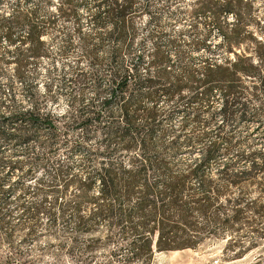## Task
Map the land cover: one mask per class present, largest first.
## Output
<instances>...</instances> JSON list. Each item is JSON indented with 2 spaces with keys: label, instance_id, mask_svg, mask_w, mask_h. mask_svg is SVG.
<instances>
[{
  "label": "trees",
  "instance_id": "1",
  "mask_svg": "<svg viewBox=\"0 0 264 264\" xmlns=\"http://www.w3.org/2000/svg\"><path fill=\"white\" fill-rule=\"evenodd\" d=\"M137 1L98 0L91 18L94 35L81 27L75 0H56V13L49 11L40 22L0 13V25L11 41L14 26L27 24L29 29L14 50L16 78L23 79L30 60L52 54L45 37L59 18L77 23L73 33H65L59 55L78 44L89 65L72 68L70 85L79 93L63 128L53 112L41 111L37 103L24 112L0 110V144H28L47 125L49 138L40 144L44 154L66 153L57 159L53 180L65 189L59 191L65 196L61 213L71 208L79 231L105 230V242L114 250L128 248L127 260L151 261L156 252L197 250L228 235L226 260H241L264 238V141L245 148L232 132L234 124L249 118L259 121L257 128L264 124V39L254 29L221 21L232 14L233 0H197V11L212 14L225 56L198 52L185 62L184 50L172 53L161 38L148 48L146 37H139L137 17L155 19V14L136 9ZM238 2L254 7L251 0ZM243 32L252 45L236 52L233 47L243 45ZM178 39L171 37L169 45L176 47ZM193 47L199 51L210 44L198 40ZM89 84L93 96L85 97ZM39 87L35 80L29 89ZM177 115L184 116L178 128L172 125ZM194 123L205 128L201 134L194 132ZM12 124L13 130L6 128ZM74 154L85 160L82 174L66 164ZM42 155L24 167L21 157L7 158L0 149V167L8 168L0 177V192L15 174L17 186L44 183ZM69 188L74 191L66 197ZM7 196L0 194V202ZM43 210L42 203L26 207L33 215ZM47 214L55 220L51 210ZM250 264H264L263 256Z\"/></svg>",
  "mask_w": 264,
  "mask_h": 264
},
{
  "label": "rangeland",
  "instance_id": "2",
  "mask_svg": "<svg viewBox=\"0 0 264 264\" xmlns=\"http://www.w3.org/2000/svg\"><path fill=\"white\" fill-rule=\"evenodd\" d=\"M97 1L75 0L80 12L81 27L93 35L97 29L91 18L98 8ZM196 1L138 0L135 4L136 9L155 14V19H150V15L137 17L139 37H146L148 48L153 46L157 38H161L162 45L172 53L177 49L184 50L185 62H192V55L198 52L218 59L224 57L225 47L218 45L221 37L212 14L209 11L206 13L197 11L199 5ZM251 1L254 7L233 0L232 14L226 19L221 18V21L254 29L258 36L264 39V0ZM55 4H57L56 0L53 4L47 3V0H0V13L23 14L35 22H40L47 18L49 11L56 13ZM53 26L55 27H52L49 35L45 37L50 43L52 54L37 62L30 60L24 68V76L21 80L16 78L14 50L21 43L20 40L27 36L28 25L14 26L12 41L7 36L5 26L0 25V110L24 112L37 103L41 111L53 112L55 117L59 118L58 126L63 128V124L67 121L64 116L71 114L74 109L73 98L79 93L77 87L70 85L72 68L79 65L83 69H88L89 65L81 58L82 51L78 44H75L65 56L59 55V49L65 43V33L68 31L73 33L77 23L59 18ZM171 37L179 38L176 47L169 45L168 40ZM241 38L243 45L239 47L235 44L233 47L236 52H240L247 45H252L253 40L248 33L243 32ZM198 40H206L210 47H202L197 51L193 43ZM94 42H97V39ZM108 45L107 42L106 46ZM99 54H105V49L99 48ZM231 55L233 56L234 53ZM64 75L66 79L63 83ZM35 80L39 82L40 87L31 91L29 87ZM91 96L93 89L89 84L85 89V97ZM255 102L257 104L259 100ZM205 116L207 117L206 113ZM183 121L184 116L177 115L172 125L178 128ZM260 121H264V116ZM258 123L259 121L249 118L239 125H233V135L243 141L245 148H248L252 142L254 145H260L261 141H264V124L257 128ZM195 125L192 124L194 132L201 134L205 128ZM14 127L15 125L12 124L6 128L13 130ZM48 130L47 125H41L36 139L28 144L16 142L0 144L1 153L13 160L21 157L24 167L29 166L30 162L42 152L44 164L39 170H44L46 173L40 172V176L47 178L42 184L32 181L17 186L15 180L18 176L15 174L1 190V195L5 192L8 196L0 202V208L4 210L0 216V264H21L20 262L24 264H250L260 256H263L264 263V238H258L256 247L250 249L246 257L241 260H226L224 248L230 238L228 235L227 239L209 241L197 250L156 252L151 261H146L127 260L128 248L114 250L112 245L109 246L105 242L106 232L103 229L96 234L77 230L73 210L66 208L61 213V202L65 201V196L64 199L60 197L59 191L65 189L60 181L53 183L57 159L60 156L64 157L66 153L48 152L46 156L40 145L42 141L48 140ZM84 161L83 156L74 154L66 164L72 169L71 172L82 174L81 164ZM7 169L5 166L0 167V177L7 174ZM73 191V188H69L65 192L66 197H69ZM53 196L58 198L57 202H53ZM262 202L264 203V199ZM36 203H42L44 210L38 215L28 213L26 207L33 208ZM49 210L55 214L53 221L49 220L47 214ZM242 237L247 239L246 234Z\"/></svg>",
  "mask_w": 264,
  "mask_h": 264
}]
</instances>
